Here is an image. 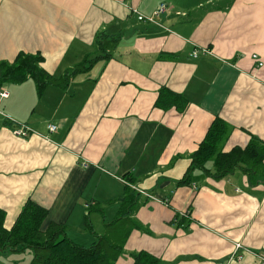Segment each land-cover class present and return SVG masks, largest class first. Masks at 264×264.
I'll use <instances>...</instances> for the list:
<instances>
[{"label":"crops","instance_id":"0c3cea01","mask_svg":"<svg viewBox=\"0 0 264 264\" xmlns=\"http://www.w3.org/2000/svg\"><path fill=\"white\" fill-rule=\"evenodd\" d=\"M161 3L166 28L134 11L151 15ZM20 52L42 55L58 78L86 56H110L41 95L33 78L0 88L9 92L0 96L6 228L32 198L49 211L43 230L64 224L86 247L115 235L123 251L114 264H136L139 252L158 264H262L263 179L237 171L197 190L177 182L218 116L230 127L224 151L264 141V0H0V62ZM164 86L185 96L184 111L156 104ZM18 123L36 133L15 136ZM128 189L137 206L116 222ZM32 259L31 250L0 254V264Z\"/></svg>","mask_w":264,"mask_h":264},{"label":"trees","instance_id":"16d2710c","mask_svg":"<svg viewBox=\"0 0 264 264\" xmlns=\"http://www.w3.org/2000/svg\"><path fill=\"white\" fill-rule=\"evenodd\" d=\"M101 43L99 48L105 53L108 47ZM104 53L93 58L86 56L82 63L58 78L41 66L44 59L42 55L20 52L12 62H0V88L10 82L21 83L33 78L41 95L47 85L67 84L74 76L90 70L99 58H109L110 54ZM156 104L164 109L176 107L184 111L188 100L183 94L164 86ZM229 130L230 127L223 118L218 116L212 121L198 149L191 155V163L178 184L193 185L206 177L220 179L237 171L245 173L253 184L262 179L264 181V141L253 137L245 147L235 146L230 151H224L222 144ZM127 178L132 183L133 179ZM138 198L136 192L128 189L116 222L128 219L127 215L137 206ZM48 213L46 207L29 198L13 226L6 228V212L0 208V254L8 250H31L32 264H114L121 255V241L115 235L109 236L107 232L86 247L68 237L64 224L51 223L43 230L42 224ZM183 220L184 216L178 214L176 221L182 223ZM134 259L136 264H158V259L146 252L134 254Z\"/></svg>","mask_w":264,"mask_h":264},{"label":"built area","instance_id":"2783aa9c","mask_svg":"<svg viewBox=\"0 0 264 264\" xmlns=\"http://www.w3.org/2000/svg\"><path fill=\"white\" fill-rule=\"evenodd\" d=\"M168 7L169 6L166 3H161L160 6L151 15L144 14V13L138 11L137 9H135L134 11L137 13L138 19L140 21H143L145 23L155 24V25L160 26L161 28H166V26H164V24H162L160 22V16L168 9ZM182 14L184 15L185 13H182ZM204 51H206L207 53H211V49H209V48H204ZM193 56L194 57L198 56V51L197 50H195L193 52ZM254 57H255L256 60L259 61L258 66L259 67L262 66L263 62L261 61V59L257 55H255ZM0 96L2 98L3 97H8L9 96V92L6 89L5 90H1L0 91ZM49 130L51 132L56 131L57 130V125L56 124H50L49 125ZM34 133H36V132L28 124H25V123H18L13 128V134L15 136H17V137H20V138H28L29 136H31ZM193 188L197 190L198 189L197 184L194 183L193 184ZM152 197L155 198V199H158V200H162V201L167 203L166 199H161V198L159 199V198H157L155 196H152ZM188 215H189V211L185 214V216H188ZM242 249H244L243 248V244L240 243V242H237L236 245H235V253H234V255L239 260L242 259L244 253H246V250L243 251ZM240 250H242V252L238 253V251H240ZM258 258L260 259L261 263L264 264V254H258Z\"/></svg>","mask_w":264,"mask_h":264},{"label":"rangeland","instance_id":"374dc122","mask_svg":"<svg viewBox=\"0 0 264 264\" xmlns=\"http://www.w3.org/2000/svg\"><path fill=\"white\" fill-rule=\"evenodd\" d=\"M259 186H262V188H264V183L259 184Z\"/></svg>","mask_w":264,"mask_h":264}]
</instances>
